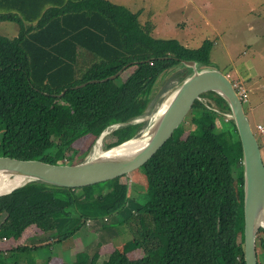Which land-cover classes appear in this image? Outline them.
I'll return each mask as SVG.
<instances>
[{
    "label": "trees",
    "instance_id": "1",
    "mask_svg": "<svg viewBox=\"0 0 264 264\" xmlns=\"http://www.w3.org/2000/svg\"><path fill=\"white\" fill-rule=\"evenodd\" d=\"M3 9L0 22H16L19 33L0 34V154L82 162L68 154L76 140L112 125V146L139 136L148 121L137 118L151 109L159 78L179 65L185 67L179 80L187 78L192 68L184 60L210 64L212 39L191 47L157 37L139 11L111 0H36ZM228 114L224 97L203 93L137 170L146 178L138 196L131 195L126 175L75 188L32 179L0 194V241L14 239L0 248V264H39L30 258L7 262L43 245L26 243L35 228L53 233L51 246L73 238L89 220L113 238L129 217L139 228L124 246L103 256L98 242L97 249L62 264H246L243 150ZM256 248L264 264L262 227Z\"/></svg>",
    "mask_w": 264,
    "mask_h": 264
},
{
    "label": "rangeland",
    "instance_id": "2",
    "mask_svg": "<svg viewBox=\"0 0 264 264\" xmlns=\"http://www.w3.org/2000/svg\"><path fill=\"white\" fill-rule=\"evenodd\" d=\"M119 3L137 11L141 6L149 10L159 12L154 35L162 38H178L184 44L191 47H198L206 39L214 41L211 51L210 64L200 65V68L213 67L224 73H228L230 79L246 88L248 100L244 101V109L250 120L254 133L261 145L264 158V132L257 126L262 125L264 129V0H117ZM150 12V11H149ZM170 12L169 14H165ZM146 18V16H145ZM0 34L8 37L18 35L17 24L12 21L0 23ZM217 28V30H216ZM216 32H219L218 34ZM251 60L257 70L254 76L246 85L237 80L235 70L231 67L234 63ZM148 67L140 71L146 72ZM185 67L179 65L163 74L154 87V101L151 109L144 116L137 119L148 121V126L142 131L155 124L159 118V111L177 89L180 77L184 75ZM192 69L187 72L189 75ZM127 73V71L125 72ZM123 75H126V74ZM128 74V73H127ZM207 101H213L210 98ZM226 120V119H225ZM226 122V121H225ZM221 127L220 122L218 123ZM112 125L100 135H88L79 138L73 144V149L68 153L74 154L75 161L89 159L106 150L116 142ZM186 128H193L188 122ZM75 150V152H73ZM62 158L61 162L66 161ZM72 161V162H75ZM129 185L131 195L138 196L145 189L146 178L140 171L132 172L124 178ZM118 232L113 238L108 235L100 224L89 220L76 235L62 243L51 244L53 235L50 231H43L35 228L26 235V243H42L39 248L26 252H18L7 257V262L19 258H30L39 264H62V261L72 260L76 253L81 250L93 251L96 244L101 242V254L112 251L116 246H124L133 238V231L139 228L138 222L132 217L119 225ZM13 237L7 241H0V248L6 249L13 244ZM97 249V248H96ZM2 259V258H1Z\"/></svg>",
    "mask_w": 264,
    "mask_h": 264
},
{
    "label": "water",
    "instance_id": "3",
    "mask_svg": "<svg viewBox=\"0 0 264 264\" xmlns=\"http://www.w3.org/2000/svg\"><path fill=\"white\" fill-rule=\"evenodd\" d=\"M192 68V74L181 80L175 90L165 114L139 136L101 151L98 155L74 164L49 163L40 159H24L0 154V172L20 176L25 181L2 192L5 194L28 180L36 179L53 185L80 187L94 184L139 170L169 140L184 122L194 103L205 92L214 91L229 103L232 119L242 143L244 166V254L246 264H259L256 239L260 228H264V158L261 145L253 131L234 82L226 73L213 68H200L195 60H184ZM107 78L114 79L123 70ZM98 79L89 82H97ZM88 82L77 85L81 87ZM64 92H62L63 94ZM146 139V144L126 152L114 151L117 147L135 140Z\"/></svg>",
    "mask_w": 264,
    "mask_h": 264
},
{
    "label": "crops",
    "instance_id": "4",
    "mask_svg": "<svg viewBox=\"0 0 264 264\" xmlns=\"http://www.w3.org/2000/svg\"><path fill=\"white\" fill-rule=\"evenodd\" d=\"M36 0H33V1H28V0H0V13L4 12L6 9H3V7H6V6H15V5H34ZM115 3H119V1L117 0H111ZM29 2V3H28ZM119 4H122V3H119ZM127 6V4H124ZM128 7V6H127ZM137 11L140 12V20L142 23H151L152 24V27H153V31H152V34L154 35V31L156 29V22L158 20V15H160L159 12H156L154 10H149L146 8V6H141L138 8L137 6ZM150 11V12H149ZM170 12H167L165 14H169ZM146 16V18H145ZM5 21H1L0 23H3ZM14 22V21H12ZM16 23V22H14ZM17 24V23H16ZM2 28L0 27V30ZM17 30L19 31V26L17 25ZM217 30V28H216ZM217 34L219 32H216ZM233 70H235L236 72V75H237V80L239 81H242L245 85L247 83H249V81H251V79L254 78V76H256L258 73H257V70L254 66V63L251 61V60H248L246 63L241 61L240 63H234V65H232L231 67ZM228 74V73H226ZM66 261H71V260H65V261H62V262H66Z\"/></svg>",
    "mask_w": 264,
    "mask_h": 264
},
{
    "label": "bare ground",
    "instance_id": "5",
    "mask_svg": "<svg viewBox=\"0 0 264 264\" xmlns=\"http://www.w3.org/2000/svg\"><path fill=\"white\" fill-rule=\"evenodd\" d=\"M172 96L166 102H164L163 106H161L162 108L159 111L160 118L165 114L166 109L172 99ZM145 144L146 139H135L117 147L114 151L126 152L133 149L141 148ZM24 181L25 180L20 176H12L10 173L2 171L0 172V193L10 190L11 188L17 186L18 184Z\"/></svg>",
    "mask_w": 264,
    "mask_h": 264
},
{
    "label": "built area",
    "instance_id": "6",
    "mask_svg": "<svg viewBox=\"0 0 264 264\" xmlns=\"http://www.w3.org/2000/svg\"><path fill=\"white\" fill-rule=\"evenodd\" d=\"M234 85H235V88H236L238 94L240 95L242 101H243V102H244V101H247V100H248V92H247V89H246L245 87L242 88L241 86H239V85L236 84V83H234ZM231 118H232V115H231V114H228V115L226 116V121L230 120ZM138 120H139V119H138ZM257 128H258L261 132H264V129H263V127H262L261 124H259V125L257 126ZM4 240H6V238H4Z\"/></svg>",
    "mask_w": 264,
    "mask_h": 264
},
{
    "label": "clouds",
    "instance_id": "7",
    "mask_svg": "<svg viewBox=\"0 0 264 264\" xmlns=\"http://www.w3.org/2000/svg\"><path fill=\"white\" fill-rule=\"evenodd\" d=\"M235 83V82H234Z\"/></svg>",
    "mask_w": 264,
    "mask_h": 264
}]
</instances>
